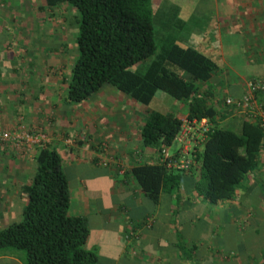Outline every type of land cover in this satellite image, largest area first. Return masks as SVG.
<instances>
[{
    "label": "crops",
    "instance_id": "crops-1",
    "mask_svg": "<svg viewBox=\"0 0 264 264\" xmlns=\"http://www.w3.org/2000/svg\"><path fill=\"white\" fill-rule=\"evenodd\" d=\"M171 12L172 24L177 28L176 40L187 47L193 38L182 35V31L192 19L183 18L181 10ZM236 15L234 22L239 27L244 25L250 32H259L255 36L249 32L252 37L244 42L250 53L247 60L233 66L228 63L220 32L217 39L202 38L198 42L197 50L217 65L203 87L211 94L210 103L215 107L219 105L218 95L239 97L249 80L264 82V10H236ZM259 15L263 23L257 21ZM239 30L240 34L243 29ZM18 92L22 94L21 90ZM37 92L30 100H22L18 93L14 94L16 97L4 93L6 97L0 102V132L17 124L38 128L47 135L49 146L60 154L64 172H86V177L73 176L72 183L68 179L69 191L72 189L69 213L87 219L89 236L85 247L99 254L96 264H264V138L257 166L232 200L210 204L195 191L187 173L179 188L162 193L155 204L129 173L137 162L153 164L157 160L156 152L144 147L141 141L140 128L146 110L142 111L136 102L128 105L109 88L93 95H112L119 98H115L118 103L110 102L106 96L99 100L97 96L94 104L80 108L66 101V89L61 98L43 86ZM178 103L177 110L169 113L183 120L187 105ZM47 115H51L49 119ZM242 120L234 116L222 122L224 126L239 128ZM8 148L0 140V158L11 156ZM37 149H33L31 156L33 173ZM15 168L0 167V229L19 222L27 202L22 187L31 181L32 175L27 180L23 176L27 168ZM19 173L22 177L18 179ZM91 175L100 176L107 197L114 198L108 206H102L101 199L96 201L95 210L87 209L92 201L82 197L93 190L92 182H99L90 181ZM3 261L23 264L13 255H0V263Z\"/></svg>",
    "mask_w": 264,
    "mask_h": 264
},
{
    "label": "trees",
    "instance_id": "trees-1",
    "mask_svg": "<svg viewBox=\"0 0 264 264\" xmlns=\"http://www.w3.org/2000/svg\"><path fill=\"white\" fill-rule=\"evenodd\" d=\"M45 4H66L76 12L72 18L76 55L64 81L66 101L81 103L106 84L142 105L162 91L186 103V119L212 122L200 167L170 170L159 163V153L173 145L182 121L172 113L147 111L141 141L156 152L157 160L130 168L141 192L156 204L162 193L179 188L189 172L195 191L210 204L232 200L257 166L264 125L244 119L238 131L224 126L222 121L234 118L224 108V99H239L243 93L224 96L218 108L210 103L211 94L203 87L216 72V63L199 50L178 44L177 28L172 33L156 31L153 19L159 14L152 0H45ZM172 23L173 18H166L164 24L171 28ZM199 157L200 149L196 164ZM33 159L32 179L22 187L27 196L22 219L0 229V255H13L23 264H96V252L85 247L87 219L69 213L68 178L60 154L47 144L38 147Z\"/></svg>",
    "mask_w": 264,
    "mask_h": 264
},
{
    "label": "rangeland",
    "instance_id": "rangeland-1",
    "mask_svg": "<svg viewBox=\"0 0 264 264\" xmlns=\"http://www.w3.org/2000/svg\"><path fill=\"white\" fill-rule=\"evenodd\" d=\"M152 4L153 10H158L159 14L158 18L153 19L154 27L159 33H172L176 29L175 25L170 28L164 24L166 18L169 21L172 19V10H181L183 18L192 19L187 21L186 28L182 31V35L193 38L190 47L198 49L199 40L202 38L217 39L221 33L225 59L229 61L231 66L237 65L238 61L247 60L250 53L247 51L244 42L249 37L255 36V33L259 34L258 31L252 30L251 33L248 27L245 26L244 28V25L239 27V23L234 22L237 16L236 10H264V0H152ZM74 10L73 8L69 9L66 4L48 7L45 0H0V87H2L0 89V102L6 97L4 93L15 96L17 93L19 94L18 91L20 90L22 94L20 93L18 96L22 100H30L32 94L38 93L39 86L48 88L52 93L55 92L54 94L58 98L64 96L66 89L64 81L70 73L76 55L75 27L72 24V18L76 14ZM257 21L263 23V17L259 15ZM237 26L243 29L240 34ZM249 32L252 36L249 35ZM133 69L135 70L137 67ZM107 88L113 89L119 98L127 101L128 105L130 102L131 104L136 102L129 96L118 92L111 85L106 84L100 90ZM16 90L17 92L14 93L13 91ZM97 96L99 100H105L107 97L102 92ZM97 96L92 95L81 103L72 104H76L77 108L90 106V104L95 103L92 101L96 100L95 97ZM115 98V96L109 95L107 100L118 103ZM223 98V95L217 96L218 104ZM178 102L183 101H177L168 94L157 91L148 105H142L139 102L135 104L142 111L169 113L177 110ZM50 116L47 115L46 118L49 119ZM117 117L119 116L117 115ZM22 122L26 123L25 121ZM231 129L238 131L237 127H231ZM8 149L11 156L0 158V167L27 168L23 176L29 180L33 175V170H31L33 150L28 155H20L11 148ZM202 150L201 147L200 157L196 166L192 168L193 171L200 167ZM14 171L12 170V172ZM69 171L67 169L65 173H67V178L71 183L73 176H87L82 169ZM19 177H22L20 173L18 179ZM94 177L91 175L89 180L99 179L97 180L99 181L98 184L92 182L94 184L90 186L93 187V190H89L90 193L82 197L84 200L91 199L92 202L89 205L84 202L89 210H95L98 207L96 205L98 200H104L101 201L104 207L114 201V198L107 197V191L104 190L105 184L99 178L100 176ZM76 198L74 194L73 201ZM19 219H22V212ZM96 248L98 251L100 250L99 246ZM3 262L0 264H12L10 261Z\"/></svg>",
    "mask_w": 264,
    "mask_h": 264
},
{
    "label": "built area",
    "instance_id": "built-area-1",
    "mask_svg": "<svg viewBox=\"0 0 264 264\" xmlns=\"http://www.w3.org/2000/svg\"><path fill=\"white\" fill-rule=\"evenodd\" d=\"M263 95L264 82L249 80L239 99L230 97L224 99V108L229 110L231 117L237 116L264 125ZM181 121L182 125L175 136L173 145L162 149L158 160L167 169L188 171L196 165V152L202 147L213 125L206 118L199 120L184 118ZM0 140L20 155H28L35 147H45L48 144L47 137L42 130L31 129L23 124H17L1 131Z\"/></svg>",
    "mask_w": 264,
    "mask_h": 264
}]
</instances>
